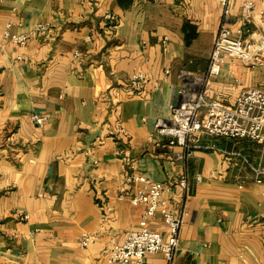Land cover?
<instances>
[{"label": "crops", "instance_id": "obj_1", "mask_svg": "<svg viewBox=\"0 0 264 264\" xmlns=\"http://www.w3.org/2000/svg\"><path fill=\"white\" fill-rule=\"evenodd\" d=\"M245 1L232 8L234 31ZM222 22L218 0H0V264H119L108 259L113 240L144 225L166 230L131 203L125 175L170 185L185 172L188 190L165 194L185 212L174 264L264 262V182L240 187L224 154L188 156L154 137L157 121L171 117L180 71L208 68ZM38 24L47 32L22 45L5 38ZM251 29L264 49L258 14ZM255 86H264V60L229 57L209 95L231 108ZM217 144L258 155L252 144ZM82 233L98 240L83 247Z\"/></svg>", "mask_w": 264, "mask_h": 264}, {"label": "built area", "instance_id": "obj_2", "mask_svg": "<svg viewBox=\"0 0 264 264\" xmlns=\"http://www.w3.org/2000/svg\"><path fill=\"white\" fill-rule=\"evenodd\" d=\"M223 7V22L217 34L210 54L208 68L202 72L182 69L179 73L181 84L172 99L169 109L170 119H159L154 137L165 141L169 146H178L184 155L191 156L197 150L217 151L224 154L236 171L235 179L240 187L245 180L264 182V86L245 88L241 91L234 107H226L210 98L209 85L219 76L227 58L240 59L249 65H257L264 60V49L248 37L252 33L251 24L256 14L264 21V9L257 12L252 0H246L242 7L243 16L239 28L230 27L232 8L239 0H218ZM113 19V16H109ZM10 26V24H9ZM48 25L38 24L31 33L11 34L5 32V38L11 43L22 45L34 32L45 33ZM75 57L80 52L74 53ZM145 75L133 76L136 88H141ZM39 123L42 118L35 117ZM124 132V129L121 128ZM219 140L235 143H248L258 147V155L250 156L244 147L224 149L218 146ZM187 172L177 177L173 184L155 181L142 173L125 175V182L132 188L130 201L133 205H144V219L160 217L163 229H153L144 225L128 232L123 243L113 240V246L107 250L109 262L119 264H174L181 242V229L185 212H176L171 207L166 193H174L175 188L188 190ZM201 180V176L197 177ZM172 193V194H173ZM121 197H125L124 194ZM98 240V234L82 233L79 242L89 247ZM162 255L161 262H151L149 256ZM264 264V262L262 263Z\"/></svg>", "mask_w": 264, "mask_h": 264}]
</instances>
